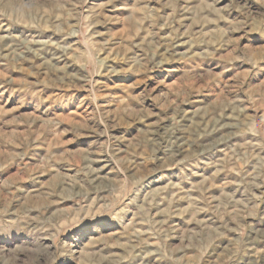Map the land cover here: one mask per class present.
Instances as JSON below:
<instances>
[{
    "label": "rangeland",
    "instance_id": "374dc122",
    "mask_svg": "<svg viewBox=\"0 0 264 264\" xmlns=\"http://www.w3.org/2000/svg\"><path fill=\"white\" fill-rule=\"evenodd\" d=\"M0 264H264V0H0Z\"/></svg>",
    "mask_w": 264,
    "mask_h": 264
}]
</instances>
